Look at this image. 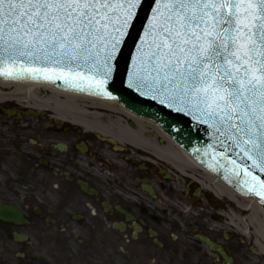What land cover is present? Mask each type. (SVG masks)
Here are the masks:
<instances>
[{
	"label": "flooded vegetation",
	"instance_id": "1",
	"mask_svg": "<svg viewBox=\"0 0 264 264\" xmlns=\"http://www.w3.org/2000/svg\"><path fill=\"white\" fill-rule=\"evenodd\" d=\"M12 100H0V179L18 188L0 201L23 218L0 226L18 242V264H236L249 254L264 262L259 246L247 253L232 238L228 201L197 165L132 143L123 128L136 129L135 120Z\"/></svg>",
	"mask_w": 264,
	"mask_h": 264
},
{
	"label": "snow or ice",
	"instance_id": "2",
	"mask_svg": "<svg viewBox=\"0 0 264 264\" xmlns=\"http://www.w3.org/2000/svg\"><path fill=\"white\" fill-rule=\"evenodd\" d=\"M146 5L127 87L206 125L235 169L264 173V0H0V78L91 94L117 75Z\"/></svg>",
	"mask_w": 264,
	"mask_h": 264
},
{
	"label": "water",
	"instance_id": "3",
	"mask_svg": "<svg viewBox=\"0 0 264 264\" xmlns=\"http://www.w3.org/2000/svg\"><path fill=\"white\" fill-rule=\"evenodd\" d=\"M147 12L148 6L146 5L140 13L141 20L137 24L136 30L133 32V37L130 38L125 45L123 55L118 63L117 75L114 74L110 81L100 85L98 88L94 85L91 89V94L87 91L80 92L73 88H69L62 79L56 80L55 77H53L55 83L44 80L18 82L49 83L65 91L83 93L105 99H116L117 102L126 109L157 123L177 145L182 147L203 167L219 176L222 181L239 194L253 197L258 200L264 211V185H262L260 181L253 179V176H259L261 180H264V173H260L256 168L252 167L251 161L245 160L243 162L249 166L250 171L253 173V176H248L245 175L242 170L235 169L230 159L226 158L230 154H226L224 157L220 155L222 150L214 143L213 138L208 135L210 130L206 125L199 124L194 118L178 114L166 106H161L157 101L142 96L139 90L127 87L128 78L131 75L132 67L136 61L134 44L138 38L140 23L146 18ZM97 91H99V94H96ZM231 159H236L237 163H241L234 154H231ZM222 164L224 167H221ZM237 171H240V175H236ZM257 193H261V195H257ZM0 204L6 209L3 215H0V219L14 222L21 221L23 212L16 205L3 201H0ZM7 209L12 210L7 211ZM15 236L18 240V233H16ZM225 256L229 261H232V257L228 255Z\"/></svg>",
	"mask_w": 264,
	"mask_h": 264
},
{
	"label": "bare ground",
	"instance_id": "4",
	"mask_svg": "<svg viewBox=\"0 0 264 264\" xmlns=\"http://www.w3.org/2000/svg\"><path fill=\"white\" fill-rule=\"evenodd\" d=\"M42 92L45 95H42ZM30 103L31 106L40 109H54L56 114H66L62 109L71 112L86 113L88 109H111L118 115H125L127 118L135 120L137 128L134 130L123 128L130 136L131 141L136 146L156 156H177L183 162L197 165L185 150L178 147L168 135L163 133L155 122L147 120L125 110L115 100L98 99L87 95L65 91L54 87L49 83L40 82H15L0 79V100L17 99ZM27 99V100H25ZM61 110V111H60ZM112 123L118 124L122 128L120 119H110ZM88 123V122H87ZM147 131L152 134L151 139L141 136ZM165 139V145H159L157 139ZM184 164V163H183ZM199 171H203L202 168ZM184 169V168H180ZM210 183L206 185L217 195L227 197L235 203L236 213L229 210L230 225L237 227L241 234H252L255 237V244L264 252V212L261 203L252 197H244L236 193L225 185L217 176L210 177ZM252 229V230H251Z\"/></svg>",
	"mask_w": 264,
	"mask_h": 264
},
{
	"label": "rangeland",
	"instance_id": "5",
	"mask_svg": "<svg viewBox=\"0 0 264 264\" xmlns=\"http://www.w3.org/2000/svg\"><path fill=\"white\" fill-rule=\"evenodd\" d=\"M43 95V92H42ZM16 99L12 100L15 101ZM37 117L42 118L45 117V115H38ZM46 123L43 120H38L37 124ZM14 188H18V181L14 179H8V178H1L0 179V196L3 197H9L11 195V191L14 190ZM215 198V197H214ZM225 201L228 203L227 210L231 211L232 213H236V206L235 203L231 200H229L227 197H225ZM225 202V203H226ZM191 211L188 212V214L184 215L183 217L190 218ZM230 232L232 235V238H234L235 241L238 240H244L245 243V251L247 253L249 252V247L252 245H255V237L252 234L244 235L241 234V231L238 230L237 227H233L232 225L229 227ZM252 230V229H251ZM6 231L5 234H3ZM8 233V234H7ZM239 263L236 264H264L262 263L259 258L255 255H248L247 260L239 259ZM26 263L29 264V261ZM0 264H18V242L13 239L12 232L7 227L0 226Z\"/></svg>",
	"mask_w": 264,
	"mask_h": 264
}]
</instances>
